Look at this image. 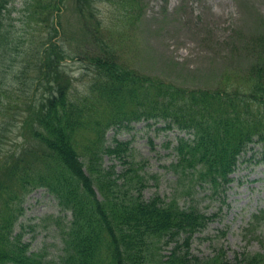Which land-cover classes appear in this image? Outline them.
I'll use <instances>...</instances> for the list:
<instances>
[{
  "label": "trees",
  "instance_id": "16d2710c",
  "mask_svg": "<svg viewBox=\"0 0 264 264\" xmlns=\"http://www.w3.org/2000/svg\"><path fill=\"white\" fill-rule=\"evenodd\" d=\"M22 1L29 43L9 73L4 68L20 53L8 22L14 0H0V117L20 108V142L13 149L0 147V264H51L41 252H30L15 231L33 189H43L71 214L58 264H264V252L237 251L229 258L220 248L200 258L191 254L192 237L216 215L192 202L181 205L179 198L201 187L224 197L241 156L251 145L264 144V61L252 63L234 83L183 89L124 65L103 34L98 2L74 0L73 10L95 45L81 54L90 78L76 94L64 67L74 55L61 26L70 0ZM126 5L132 8L134 1ZM251 48L264 49V33ZM12 84L19 87L11 91ZM30 88L38 97L30 96ZM141 120L184 135L176 137L168 165L181 188L167 200L143 197L145 184L125 160L128 142L106 144L110 128ZM6 127L0 120V141ZM104 158L127 167L117 170Z\"/></svg>",
  "mask_w": 264,
  "mask_h": 264
},
{
  "label": "rangeland",
  "instance_id": "374dc122",
  "mask_svg": "<svg viewBox=\"0 0 264 264\" xmlns=\"http://www.w3.org/2000/svg\"><path fill=\"white\" fill-rule=\"evenodd\" d=\"M96 1L104 36L118 51L121 62L137 74L183 89L208 90L226 80L234 83L252 63L264 61V49L254 52L251 48L252 41L264 33V0H133L132 8L126 5L129 0ZM23 4L14 0L8 20L20 52L8 62L11 67L4 68L9 73L23 60L21 52L29 43L24 34L30 27L25 22ZM122 6L130 9L129 14ZM73 7L74 0H70L61 19L63 40L74 55L64 67L76 94H82L90 75L81 63V54H90L95 45ZM18 87L12 84L11 91ZM29 91L30 96L38 97L32 88ZM19 109L12 108L0 117L7 126L1 136L2 149H13L20 142L15 126ZM129 125L110 128L106 144L128 142L130 157L125 160L133 162L135 174L145 184L143 197L158 194L167 200L181 188L168 165L175 159L172 149L176 137L184 135L162 129V124L154 121ZM239 161L224 197L211 196L206 187L198 188L191 197L179 196L181 205L192 202L201 211L216 215L202 233L192 237L190 253L199 258L214 255L220 248L229 258L237 251L264 252V144L251 145ZM111 163L117 170L127 167L118 159L104 158V164ZM23 208L15 231L30 252H41L51 264H58L63 252L62 235L71 214L62 212L43 189L31 190ZM249 228L251 231L246 232ZM162 254L166 256L168 251Z\"/></svg>",
  "mask_w": 264,
  "mask_h": 264
},
{
  "label": "bare ground",
  "instance_id": "6f19581e",
  "mask_svg": "<svg viewBox=\"0 0 264 264\" xmlns=\"http://www.w3.org/2000/svg\"><path fill=\"white\" fill-rule=\"evenodd\" d=\"M239 164V163H238ZM238 166V165H237ZM237 168V167H236ZM236 170V169H235Z\"/></svg>",
  "mask_w": 264,
  "mask_h": 264
}]
</instances>
